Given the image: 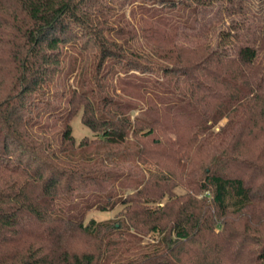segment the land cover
<instances>
[{"label": "trees", "instance_id": "16d2710c", "mask_svg": "<svg viewBox=\"0 0 264 264\" xmlns=\"http://www.w3.org/2000/svg\"><path fill=\"white\" fill-rule=\"evenodd\" d=\"M252 10L0 0V264H264V0ZM77 111L94 137L76 141Z\"/></svg>", "mask_w": 264, "mask_h": 264}, {"label": "rangeland", "instance_id": "374dc122", "mask_svg": "<svg viewBox=\"0 0 264 264\" xmlns=\"http://www.w3.org/2000/svg\"><path fill=\"white\" fill-rule=\"evenodd\" d=\"M246 4L252 7V14H255V16H261L262 15V8H263V0H246ZM131 6L132 5H127L124 6V8L122 10H119L120 13H124L125 17L128 19L129 15L131 14ZM135 9V17L139 18L142 14L141 9H139L138 7H133ZM210 15V14H209ZM143 16V15H142ZM250 15H245V17L243 16H239L240 18H247ZM228 23V18L223 20V23L219 24V27H225L227 26ZM154 25V24H150L149 26ZM65 50L67 53L66 55V62H65V68L69 69L70 66H73V59L78 57V53L76 52V50L74 48L71 47H65ZM75 73L73 72L72 74L69 73H61L56 81L54 82V84L50 87V93H51V98L57 102V103H63L65 100V95L63 96L62 92L63 91H68V89L72 86H75V78L76 76L74 75ZM154 78V77H153ZM160 79V78H159ZM117 80L113 81V85L116 88V91L119 92V83L116 82ZM49 96V97H50ZM141 105V104H140ZM142 105L144 106V104L142 103ZM80 111V110H79ZM77 111L78 113H76L71 121V127H72V134L75 137L76 141L78 142L79 140H81L84 137H88V138H92L94 137L93 133L87 128L85 127L80 119V112ZM141 114V110L140 109H135L133 116H138L140 117ZM225 120L222 119L220 122H218V124H222ZM133 143H137V141L133 142ZM133 147H135V145H133ZM142 167V166H141ZM178 192H181L182 189L178 188L177 189ZM198 197H201L200 194L198 195ZM121 205H117L116 207H114L112 210H108V211H102V210H98L96 207H92L87 215H86V221L94 218L95 220L98 221H105V220H114L118 211L121 209ZM139 237H141V242L140 244L143 245L146 242H154L157 239V233H149V234H139ZM119 248H123L125 246V244H118ZM117 252V251H116ZM114 253L113 257L111 258L112 260H114L116 257H118V253ZM129 253L126 252L125 254H123V258L128 255Z\"/></svg>", "mask_w": 264, "mask_h": 264}]
</instances>
